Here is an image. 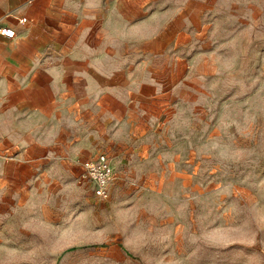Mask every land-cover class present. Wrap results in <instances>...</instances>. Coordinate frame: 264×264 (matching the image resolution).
<instances>
[{
	"label": "crops",
	"instance_id": "1",
	"mask_svg": "<svg viewBox=\"0 0 264 264\" xmlns=\"http://www.w3.org/2000/svg\"><path fill=\"white\" fill-rule=\"evenodd\" d=\"M255 11L264 0H0V26L15 31L0 34V256L35 218L92 204L82 161L109 158L104 205L128 170L140 176L222 16L248 23Z\"/></svg>",
	"mask_w": 264,
	"mask_h": 264
},
{
	"label": "rangeland",
	"instance_id": "2",
	"mask_svg": "<svg viewBox=\"0 0 264 264\" xmlns=\"http://www.w3.org/2000/svg\"><path fill=\"white\" fill-rule=\"evenodd\" d=\"M254 13L222 16L212 54L158 118L140 176L128 170L107 205L86 196L91 207L35 218L0 264H264V15Z\"/></svg>",
	"mask_w": 264,
	"mask_h": 264
},
{
	"label": "built area",
	"instance_id": "3",
	"mask_svg": "<svg viewBox=\"0 0 264 264\" xmlns=\"http://www.w3.org/2000/svg\"><path fill=\"white\" fill-rule=\"evenodd\" d=\"M25 20V18H21ZM15 31L10 26H0V34L12 37ZM82 172L79 176L80 181L89 182L92 185L93 194L99 199H108L110 187L113 180V169L109 158L104 153L86 159L81 162Z\"/></svg>",
	"mask_w": 264,
	"mask_h": 264
}]
</instances>
